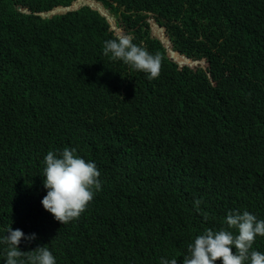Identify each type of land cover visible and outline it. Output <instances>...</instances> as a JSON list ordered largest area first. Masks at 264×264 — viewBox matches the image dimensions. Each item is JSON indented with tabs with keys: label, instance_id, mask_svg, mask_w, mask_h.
<instances>
[{
	"label": "trees",
	"instance_id": "trees-1",
	"mask_svg": "<svg viewBox=\"0 0 264 264\" xmlns=\"http://www.w3.org/2000/svg\"><path fill=\"white\" fill-rule=\"evenodd\" d=\"M73 1L0 0V238L10 226L35 233L20 250L45 245L56 264H183L192 236L227 228L230 211L264 220V0H100L134 44L161 56L153 80L103 54L116 35L99 11L38 14ZM149 11L172 48L143 28ZM189 136L195 154L184 156ZM64 148L91 153L102 183L66 225L41 203L44 158ZM245 161L256 174L236 182L232 168ZM253 249L264 253V237Z\"/></svg>",
	"mask_w": 264,
	"mask_h": 264
},
{
	"label": "clouds",
	"instance_id": "clouds-1",
	"mask_svg": "<svg viewBox=\"0 0 264 264\" xmlns=\"http://www.w3.org/2000/svg\"><path fill=\"white\" fill-rule=\"evenodd\" d=\"M95 1L101 6L94 7L91 4L82 3L80 0H74L70 5L56 6L51 10L42 11L38 14L43 17H52L55 14L78 10L84 6L99 11L109 20L111 30L116 35L114 39L104 42L103 54L110 56L113 61H122L135 71L146 73L149 80L159 78L162 70L161 56L159 54L152 55L145 48L134 44L135 34L126 30L120 14L112 12L111 7L105 6L104 2ZM18 9L28 13L31 12L21 5L18 6ZM44 14H47V16H44ZM147 15H149L147 19L148 26L145 24L143 28L148 27L150 31L151 26H153L155 30L158 28L166 30V37L163 34H160L162 36L160 37L159 34L155 35L150 31L151 37L161 40L168 48H172L173 42L166 25L159 23L160 21L157 19L155 12L149 11ZM117 25L119 27H116ZM166 39H168V42H165ZM133 103L134 100H132ZM182 141L184 145L181 147V152L184 156L188 149L195 154L190 147L192 137L189 136L182 139ZM87 143L89 144L87 148L96 152L95 145L88 136ZM90 156L91 153L84 156L88 157L89 161H86L77 155L75 148H64L59 154L49 151L44 158L45 167L42 176L45 178L44 187L47 189V195L41 203L44 209L51 213L55 220L62 225L78 220L88 209L96 193L102 190L101 173L95 164L96 161L89 158ZM232 171L236 182L243 173L241 182L248 183L256 174L257 168L252 161H245L236 164ZM142 198L143 192L141 190L131 194V202L140 201ZM186 200L187 196L184 193L180 201L184 202ZM201 203L200 200L195 201V207L198 211ZM172 216L171 211L162 214L168 226L171 224ZM204 219H208L207 214H204ZM226 225L227 228L222 226L218 228L219 230L209 228L205 229L203 234H194L192 236V238L195 237L194 240L187 245V251L181 257L183 258V264H246V262L264 264V253L253 249L256 237H264V220H258L254 214L248 211H244L242 214L239 211H230L226 217ZM171 230L174 231L172 234L175 236H178V232L184 233L185 231L184 228L177 227ZM36 239L35 233L25 235L22 230H13L10 226L7 229V234L0 238V244L8 246L6 264H56L55 256L45 245L37 246L30 251L20 250L22 240L31 244ZM160 264H178V260L176 258L170 260L161 258Z\"/></svg>",
	"mask_w": 264,
	"mask_h": 264
},
{
	"label": "rangeland",
	"instance_id": "rangeland-1",
	"mask_svg": "<svg viewBox=\"0 0 264 264\" xmlns=\"http://www.w3.org/2000/svg\"><path fill=\"white\" fill-rule=\"evenodd\" d=\"M44 16H47V14H44ZM49 16H51V15H49ZM116 21H117V18H116ZM116 24H117V22H116ZM116 27H119V25H117ZM150 31H151V33H153V34L156 35L155 29H154L153 26H151ZM161 32H162V34H163L165 37L167 36V35H166V30H162V29H161ZM159 36H160V35H159ZM160 37H162V36H160ZM158 38H159V37H158ZM165 42H168V39H166Z\"/></svg>",
	"mask_w": 264,
	"mask_h": 264
},
{
	"label": "water",
	"instance_id": "water-1",
	"mask_svg": "<svg viewBox=\"0 0 264 264\" xmlns=\"http://www.w3.org/2000/svg\"><path fill=\"white\" fill-rule=\"evenodd\" d=\"M68 10H69V8H68Z\"/></svg>",
	"mask_w": 264,
	"mask_h": 264
}]
</instances>
